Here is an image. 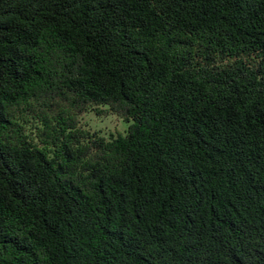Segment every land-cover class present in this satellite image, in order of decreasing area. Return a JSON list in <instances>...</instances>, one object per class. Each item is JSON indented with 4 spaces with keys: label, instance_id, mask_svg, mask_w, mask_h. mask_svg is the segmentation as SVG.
I'll use <instances>...</instances> for the list:
<instances>
[{
    "label": "trees",
    "instance_id": "trees-1",
    "mask_svg": "<svg viewBox=\"0 0 264 264\" xmlns=\"http://www.w3.org/2000/svg\"><path fill=\"white\" fill-rule=\"evenodd\" d=\"M0 264H264V0H0Z\"/></svg>",
    "mask_w": 264,
    "mask_h": 264
},
{
    "label": "rangeland",
    "instance_id": "rangeland-1",
    "mask_svg": "<svg viewBox=\"0 0 264 264\" xmlns=\"http://www.w3.org/2000/svg\"><path fill=\"white\" fill-rule=\"evenodd\" d=\"M84 124H86L87 128L92 131H100L102 135L108 136L112 134L125 133L127 129L126 122L120 120L116 116H109L106 118L98 117L94 114L85 115L83 117Z\"/></svg>",
    "mask_w": 264,
    "mask_h": 264
}]
</instances>
